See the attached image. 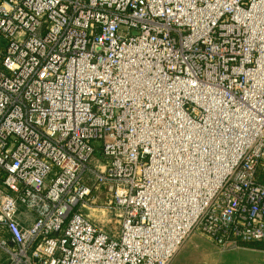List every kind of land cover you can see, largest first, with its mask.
<instances>
[{"label": "built area", "instance_id": "1", "mask_svg": "<svg viewBox=\"0 0 264 264\" xmlns=\"http://www.w3.org/2000/svg\"><path fill=\"white\" fill-rule=\"evenodd\" d=\"M195 233L264 242V0H0L3 264H170Z\"/></svg>", "mask_w": 264, "mask_h": 264}, {"label": "rangeland", "instance_id": "2", "mask_svg": "<svg viewBox=\"0 0 264 264\" xmlns=\"http://www.w3.org/2000/svg\"><path fill=\"white\" fill-rule=\"evenodd\" d=\"M98 156V154H96ZM104 197L96 200L94 205L88 206L86 213L99 224L114 226L107 223L110 211ZM4 262V255L0 251V264ZM170 264H264V249H255L237 245L222 249L199 233L192 234L184 242Z\"/></svg>", "mask_w": 264, "mask_h": 264}, {"label": "trees", "instance_id": "3", "mask_svg": "<svg viewBox=\"0 0 264 264\" xmlns=\"http://www.w3.org/2000/svg\"><path fill=\"white\" fill-rule=\"evenodd\" d=\"M239 245L248 248L264 249V242H240Z\"/></svg>", "mask_w": 264, "mask_h": 264}, {"label": "bare ground", "instance_id": "4", "mask_svg": "<svg viewBox=\"0 0 264 264\" xmlns=\"http://www.w3.org/2000/svg\"><path fill=\"white\" fill-rule=\"evenodd\" d=\"M213 146H215V142L213 141V144H212V146L211 147H213Z\"/></svg>", "mask_w": 264, "mask_h": 264}]
</instances>
